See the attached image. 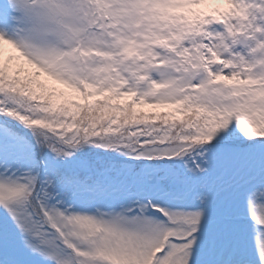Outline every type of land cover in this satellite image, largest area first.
Segmentation results:
<instances>
[{
	"label": "snow or ice",
	"instance_id": "1",
	"mask_svg": "<svg viewBox=\"0 0 264 264\" xmlns=\"http://www.w3.org/2000/svg\"><path fill=\"white\" fill-rule=\"evenodd\" d=\"M0 264H264V0H0Z\"/></svg>",
	"mask_w": 264,
	"mask_h": 264
},
{
	"label": "trees",
	"instance_id": "2",
	"mask_svg": "<svg viewBox=\"0 0 264 264\" xmlns=\"http://www.w3.org/2000/svg\"><path fill=\"white\" fill-rule=\"evenodd\" d=\"M46 82L50 84V86H54V87H63L61 85H59L57 82L52 81L50 78H46Z\"/></svg>",
	"mask_w": 264,
	"mask_h": 264
}]
</instances>
